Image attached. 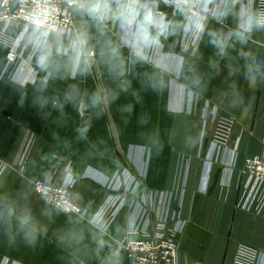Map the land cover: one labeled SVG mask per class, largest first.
<instances>
[{
  "label": "crops",
  "instance_id": "crops-1",
  "mask_svg": "<svg viewBox=\"0 0 264 264\" xmlns=\"http://www.w3.org/2000/svg\"><path fill=\"white\" fill-rule=\"evenodd\" d=\"M165 5L160 4L161 15L179 20ZM76 18V30L86 31L83 19ZM20 28L14 22L0 30V264H98L91 255L97 239L106 244L104 254L116 253V264H130L126 249H118L127 239V208L99 223L92 218L112 193L101 181H127L139 172L143 189L165 190L180 184L187 171L181 264H232L241 243L264 252V203L254 212L240 208L236 187L245 158L263 150L264 83L250 88L242 70L247 59L264 61V31L254 32L243 46L233 38L218 54L210 34L233 32L235 19L212 17L194 49L183 48L186 33L164 39L157 55L170 61L167 71L160 63L137 65L127 77V92H119L98 59L65 64L64 78L51 82L46 95L62 93L69 85L84 95L78 108L69 104L60 113L38 111L33 84L19 89L5 72L13 31ZM110 34L115 38L114 25ZM123 52L127 57V49ZM229 67L240 71L230 76ZM25 69L30 73L29 64ZM43 78L38 68L31 80L42 88ZM236 89L244 99L242 108L233 106ZM22 92L27 99L21 107ZM207 104L234 118L225 157L230 161L234 148L237 157L234 166H213L204 192L199 183L206 167L199 151L208 150L217 127L212 116L202 115ZM128 105L131 111L123 110ZM29 131L35 140L20 170L13 162ZM67 167L78 177L71 194L82 214L59 210L34 188L40 179L61 183Z\"/></svg>",
  "mask_w": 264,
  "mask_h": 264
},
{
  "label": "clouds",
  "instance_id": "clouds-1",
  "mask_svg": "<svg viewBox=\"0 0 264 264\" xmlns=\"http://www.w3.org/2000/svg\"><path fill=\"white\" fill-rule=\"evenodd\" d=\"M162 2L164 0H19V20L23 25L19 31L14 29L12 42L18 40L21 47L33 54L37 67L44 73V87L38 86L41 82L32 81L31 74L19 65L11 75L12 84L26 89L32 83L38 92L33 99V106L38 111L51 109L63 113L69 104L78 108L84 95L76 85H69L62 93L51 97L46 95L51 82L64 78L65 64L83 63L85 58L91 64L98 59L117 83L119 92H127L131 87L127 77L137 65L160 63L167 71L170 61H162L157 55L164 39L179 33H204L209 16L219 19L233 16L235 19L231 36L223 32L210 34V43L218 54L230 46L233 38L243 46L254 32L264 31V9H257L254 0H168L165 6L171 7L179 20L161 15ZM2 3L7 5L8 0H2ZM65 9L72 16L83 19L86 31L74 29L69 35L60 22ZM112 25L115 26V38L110 34ZM97 49L96 57L90 55ZM124 49H127V57ZM239 71L229 67L230 76ZM242 71L250 88L264 83V61L247 59ZM119 92L112 95L113 101L118 99ZM232 95L235 97L233 106L242 108L244 99L238 89ZM26 99V93L22 92L21 107ZM123 110L131 111V105ZM26 242L32 244L35 240L27 238ZM105 247V242L97 239L92 257L98 264H116V253L104 254Z\"/></svg>",
  "mask_w": 264,
  "mask_h": 264
},
{
  "label": "built area",
  "instance_id": "built-area-1",
  "mask_svg": "<svg viewBox=\"0 0 264 264\" xmlns=\"http://www.w3.org/2000/svg\"><path fill=\"white\" fill-rule=\"evenodd\" d=\"M18 2L19 0H8L5 5L0 0V30L2 32L7 31L14 22L22 27ZM164 2L167 4L168 0ZM254 5L257 9H264V0H254ZM212 17L217 18L209 16L206 22ZM60 22L68 30L69 35L78 27L77 18L67 9ZM231 34L232 31L228 35L231 36ZM200 36L201 34L186 33L183 48L194 49ZM63 50L67 52V48ZM95 54L96 51L90 53L92 56ZM28 64L31 67V79L34 80L38 70L35 57L30 50L21 47L18 40L15 41L8 49L5 72L11 78L18 65L25 67ZM202 115L204 119L209 115L212 116L217 124L210 147L207 151H199L203 167H206L205 170L202 169L199 187L207 192L213 166L216 164L234 166L237 148L230 152V161H227L225 155L233 117L220 114L219 107L215 104L205 105ZM34 140L35 133L29 131L13 162L20 170L26 166ZM261 141L262 152L245 158L244 166L236 180V187L240 190L237 205L249 212H254L264 203V137ZM1 167L4 169L6 164ZM184 174V180L180 184L165 190L143 189L140 177L144 175L141 172L131 175L127 181H101V184L111 189L112 193L108 195L92 219L96 223L104 218L112 219L122 207L127 208L129 215L127 239L118 245V249H126L130 264H181L179 236L183 233L187 221L183 213L187 171ZM77 179V175L70 167H67L66 176L61 183L55 184L50 180L40 179L34 182V188L46 202L59 210L82 214L83 207L71 194ZM232 264H264V252L252 245L241 243L236 249Z\"/></svg>",
  "mask_w": 264,
  "mask_h": 264
}]
</instances>
